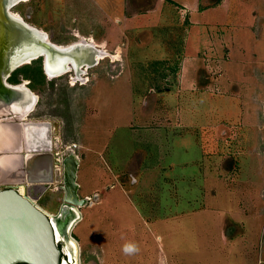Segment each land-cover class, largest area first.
Listing matches in <instances>:
<instances>
[{
    "label": "rangeland",
    "instance_id": "374dc122",
    "mask_svg": "<svg viewBox=\"0 0 264 264\" xmlns=\"http://www.w3.org/2000/svg\"><path fill=\"white\" fill-rule=\"evenodd\" d=\"M157 2L24 0L11 9L57 45L83 37L106 52L78 76L47 78L41 59L30 64L43 77L16 75L37 96L25 120L47 124L56 168L69 151L79 159L77 193L89 199L71 233L79 262L264 264V57L249 60L264 47L263 21L249 38L247 12L231 9L227 26L198 27L212 37L188 58L189 23ZM242 62L256 66L239 71ZM171 163L176 183L163 180ZM63 186L59 176L35 203L56 214Z\"/></svg>",
    "mask_w": 264,
    "mask_h": 264
},
{
    "label": "water",
    "instance_id": "95a60500",
    "mask_svg": "<svg viewBox=\"0 0 264 264\" xmlns=\"http://www.w3.org/2000/svg\"><path fill=\"white\" fill-rule=\"evenodd\" d=\"M14 6V0H0V115L26 117L33 111L37 96L25 81L8 82L16 69L41 59L47 78L70 71L78 75L82 69L97 64L106 52L102 46L85 39L66 46L57 45L45 32L15 17L11 11ZM31 156H45L43 162H47L36 178L24 176L26 160L23 154H18L17 166L11 174L10 171L0 172V186L3 187L0 189V264H63L66 262L63 255L69 263L71 256L80 264L79 248L74 252L70 242L72 230L81 219L73 210H77L82 201L75 182L78 158L69 154L62 160L65 170L62 203L56 214L49 215L35 201L55 181L57 161L51 153ZM21 177L26 181V194H20L13 186Z\"/></svg>",
    "mask_w": 264,
    "mask_h": 264
},
{
    "label": "crops",
    "instance_id": "0c3cea01",
    "mask_svg": "<svg viewBox=\"0 0 264 264\" xmlns=\"http://www.w3.org/2000/svg\"><path fill=\"white\" fill-rule=\"evenodd\" d=\"M167 6L168 7L171 6L174 9L178 10L177 14L181 18L183 17V20L184 19L186 20L185 22L189 23L188 28H187L188 30H187V34H186V39H185V55L188 58H191L192 55L195 56L196 52H198V51L200 52L203 49L207 48V45H208L207 39L212 37L211 35L207 34L205 36V38L201 39L202 33H204V31L206 29L205 30H198V27H200V25H203L205 28V26H207V24H209V25H216V24L221 25L224 23L227 26V22H226L227 19L226 18H227V16L229 18V14H230L231 9H235L236 12L240 11L241 13H243L242 9H244V12H247L246 15H247V18L249 20L247 22H250L249 23L250 25L247 24L246 22L241 23V24H243L244 28H251L253 30L254 34L251 33L250 31L248 33L249 35L246 34V35H248L249 38H251L252 37L251 35H253L256 37V40H257V38L260 36L259 34H257V32L259 30V26L256 25V21L258 18H260V20L263 21L262 22L263 25L261 24V26H263L262 29L264 32V13L261 17H258L259 11L262 10L264 12V0H254V1L253 0H158L157 9L160 7L166 8ZM217 15H219L220 17L219 16L216 17ZM161 17H163V15H161ZM162 20H164V19L162 18ZM205 32H207V31H205ZM228 38H230V36H228ZM231 38H233L235 40V41L233 40V43L235 44V46L237 48L239 46L240 50H244L243 46H242L243 43H240L236 39L237 35H236V38H235V35H233V37L231 36ZM202 41H204V42H202ZM201 42H202V45L204 46L203 49H201V45H200ZM251 53H252V57H250L251 59H249V60H253V58H254L253 56L255 54L259 56V58H257V59L263 58L264 57V47L260 46V48H257V50L254 49ZM245 61H247V59ZM185 62L183 63V68H185V65H186ZM247 64L250 65L251 69L255 65V63L251 64L250 62H247V63L242 62V63H240L241 66H237V70L246 71ZM257 65L259 67V62ZM250 68H247V69H250ZM188 69H189V71H191L190 68H188ZM225 69L227 71L229 69L228 66ZM229 70H231V69H229ZM222 85L224 87L225 86L227 87L229 84H228V82L225 81ZM172 133H174V132H172ZM172 138H174V136H172ZM157 141L163 146V142H162L161 138L157 139ZM51 146H52V143H51ZM49 152H51V151H49ZM166 154H168V150L165 149L163 146L162 155L165 156ZM143 159H144V155L142 154L141 156H139L140 166H146V165H143V163H142ZM198 162H199V160L196 161V163H198ZM186 164L187 163H185L184 165H186ZM174 165H175V163H171V164L167 165V167L170 170L167 171L168 172V173H166L167 176L163 177L164 181L166 180V182H173V183L177 182V178H176L174 173L169 175V172H172L171 169L174 167ZM200 165H204V167H206V164L202 163ZM162 169H165V167H162ZM205 170L206 169L204 168L203 175L200 174L203 177V183L207 182V178H208L207 177L208 175L206 174ZM162 172L164 173V171H162ZM148 173L149 172L146 169V171H144L142 173V176L144 174L147 175ZM157 175H159V174L157 173ZM182 175L187 176L188 174H186V175L182 174ZM188 176L194 177L192 174L188 175ZM132 179L135 180V177L132 176ZM136 180L134 182H136ZM163 180L161 179V182H163ZM196 212L200 213L199 210L194 211V213H196ZM218 225H220L221 231L223 232V230H224L223 222L220 221V223H218ZM234 227L237 228L238 226L235 225ZM224 237L225 236L222 233L221 234V241L224 243H227L226 242L227 240ZM227 238H228V236H227ZM160 262L163 264V261H160Z\"/></svg>",
    "mask_w": 264,
    "mask_h": 264
},
{
    "label": "bare ground",
    "instance_id": "6f19581e",
    "mask_svg": "<svg viewBox=\"0 0 264 264\" xmlns=\"http://www.w3.org/2000/svg\"><path fill=\"white\" fill-rule=\"evenodd\" d=\"M19 1H24V0H14L15 5ZM12 14L17 18H20L16 13L12 12ZM25 83L27 82L25 81ZM30 112L31 111H29L27 114H29ZM26 117L25 115L23 116L14 115L11 117H5L0 115V153H1L0 172L6 174L8 171H10L11 174L12 173L11 171H13V167L17 166L16 162L18 159L17 157L18 154H23L25 155V160H26L25 162L26 169L24 171V176L28 175L29 178L30 177L36 178L39 175L40 172L39 170H43V168L47 165V162L46 163L43 162L45 160V156L42 157V156H31V155L38 153H42V154L50 153L49 151H51L52 146H51V140H49V136H48L47 124L43 122L26 121L25 120ZM69 154L78 158L73 151H69ZM69 154H67L66 156H68ZM60 165H61L60 169L56 168L57 165H55L54 167L55 168L54 179L57 180L58 177L61 176L63 177V184H64L65 170L62 160L60 162ZM17 181H18L17 184L13 186L16 187V189L19 191L20 194H26V184H24L26 181H24L22 177L19 178ZM75 182L77 183V173H76ZM81 199H82V201L80 202L81 206L77 210L73 209L74 213L78 216H80L79 209L87 205L89 201L87 197ZM76 225L77 224H75V226ZM70 242L73 246L74 252H78V246L75 239L70 238ZM74 264H78V262L75 261Z\"/></svg>",
    "mask_w": 264,
    "mask_h": 264
},
{
    "label": "trees",
    "instance_id": "16d2710c",
    "mask_svg": "<svg viewBox=\"0 0 264 264\" xmlns=\"http://www.w3.org/2000/svg\"><path fill=\"white\" fill-rule=\"evenodd\" d=\"M36 63H37V60L33 62V64H36ZM19 72L21 73L22 77L25 80H31V81L34 80L35 81L36 79H38V76L43 77L41 68H39L38 66H34V65L32 66L30 64V65H24L23 68L13 72V74L8 79V82H10L11 84H18L19 80L16 78V75ZM29 72H33L34 76H31L29 74ZM31 81H30V83H31Z\"/></svg>",
    "mask_w": 264,
    "mask_h": 264
},
{
    "label": "flooded vegetation",
    "instance_id": "af4514ba",
    "mask_svg": "<svg viewBox=\"0 0 264 264\" xmlns=\"http://www.w3.org/2000/svg\"><path fill=\"white\" fill-rule=\"evenodd\" d=\"M19 17H20V16H19ZM79 38H80L79 40H83V39H85V38H83V37H79ZM85 40H87V41H91L92 43H94V42H93L92 40H90V39H85ZM103 47H104V45H103ZM81 71H82V73H83V72L85 71V69H82ZM80 73H81V72H80ZM78 75H79V74H78ZM78 75H77V76H78ZM62 259H64V260L66 261V262H64L63 264H73V262H74V261L72 260L71 256H70L71 263L68 262L67 257L64 256V255L62 256Z\"/></svg>",
    "mask_w": 264,
    "mask_h": 264
},
{
    "label": "clouds",
    "instance_id": "9594fccd",
    "mask_svg": "<svg viewBox=\"0 0 264 264\" xmlns=\"http://www.w3.org/2000/svg\"><path fill=\"white\" fill-rule=\"evenodd\" d=\"M132 250H134V246H132V245H125V247H124V251L125 252H130Z\"/></svg>",
    "mask_w": 264,
    "mask_h": 264
}]
</instances>
